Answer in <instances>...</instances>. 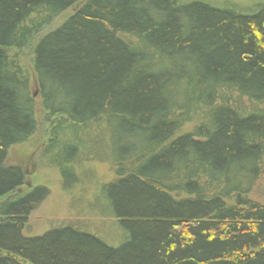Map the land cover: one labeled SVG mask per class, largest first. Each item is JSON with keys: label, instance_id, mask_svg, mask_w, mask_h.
<instances>
[{"label": "trees", "instance_id": "trees-1", "mask_svg": "<svg viewBox=\"0 0 264 264\" xmlns=\"http://www.w3.org/2000/svg\"><path fill=\"white\" fill-rule=\"evenodd\" d=\"M32 43L35 92L11 54ZM39 111L69 162L104 122L119 244L74 225L25 236L49 190L23 192L25 170L7 159L37 132ZM263 169L264 6L0 0V264H264V205L247 197Z\"/></svg>", "mask_w": 264, "mask_h": 264}, {"label": "rangeland", "instance_id": "rangeland-1", "mask_svg": "<svg viewBox=\"0 0 264 264\" xmlns=\"http://www.w3.org/2000/svg\"><path fill=\"white\" fill-rule=\"evenodd\" d=\"M205 1L221 7H233L243 13H251L264 6V0ZM77 7L78 5L73 6L54 19L43 28L41 34L57 28ZM34 45L35 43H32L11 53L31 78L33 92L37 91L36 76L32 66ZM38 102L39 98H37ZM246 103L247 101L244 104ZM202 115L203 113L184 125L180 133L190 132L195 126L201 125L204 121ZM38 120L37 132L27 142L11 147L7 159V164L19 165L25 170L26 180L21 188L23 192L37 185L45 186L49 190V196L31 213L24 229L25 236L42 235L56 227L74 225L98 234L111 244H119L122 236L103 194V188L118 178L117 165L114 161L106 159L104 154L106 151H103L106 143V130L101 131L99 128L104 129V122L91 125L89 130L87 129L88 135L82 136L80 142L84 149L77 145L79 149L76 152V158L74 157V160L69 162L64 159V155L58 154L59 151L56 148H50L53 119L50 123L45 114L39 111ZM55 121L57 122V119ZM60 138L65 142L63 136ZM93 140L95 141L91 142ZM98 140H101L100 144ZM96 141L99 145L94 147V144L97 145ZM87 146L90 147L87 148ZM167 183L171 186L177 184ZM252 185L253 188L247 197L264 205V169L263 175ZM184 195L185 193L180 189L173 192L175 197Z\"/></svg>", "mask_w": 264, "mask_h": 264}]
</instances>
